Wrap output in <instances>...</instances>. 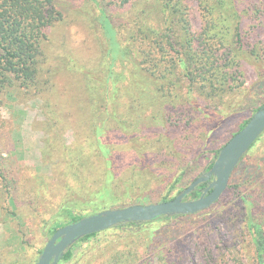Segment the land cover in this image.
Listing matches in <instances>:
<instances>
[{"label":"rangeland","instance_id":"obj_1","mask_svg":"<svg viewBox=\"0 0 264 264\" xmlns=\"http://www.w3.org/2000/svg\"><path fill=\"white\" fill-rule=\"evenodd\" d=\"M98 2L113 11L118 23L126 24L127 15L113 9L108 0H54L62 19L47 33L46 58L41 65L45 85L36 95L12 90L0 99V116L6 121L5 128L0 130V170L5 179L0 180V264L36 263L38 251L51 237L48 233L53 223L68 221L59 211L61 201L69 195L66 181L74 185L72 188L85 185V189L94 191L92 203L98 200L96 191L103 180L102 165L100 157L93 153L89 129L97 119L94 114L102 113L99 106L103 102L95 96V91H99L98 78L103 75L107 51L96 19ZM190 6L192 27L198 32L199 13L195 4ZM241 25L248 49L259 44L264 50V27L255 16L243 18ZM169 60L164 59L172 69L165 78L174 81L178 74ZM241 69L244 88L264 78V60L259 62L249 57L241 64ZM86 78L90 80L87 82ZM123 82L110 104L117 119L124 118L129 127L126 131L109 133L108 142L115 149L112 155L115 175L121 181L136 180V184L129 186L121 182L112 196L120 201L114 208L173 198L178 189L187 186L207 168L210 152L216 149L218 141L226 140L249 118L250 111L235 112L234 107L228 108L229 103L226 110L221 107L220 113L213 112L207 118L188 112L180 107L182 99L189 96L184 95L185 90L172 96L164 94V102L159 106L160 99L151 101L145 92L151 90L160 96L155 90L162 81L151 82L134 69ZM198 94L192 95L196 105L205 101ZM172 103L178 110L168 112L167 107ZM168 114L171 118H167ZM161 137L169 138L175 148V153L165 160L157 153H150L145 145ZM140 146L142 148L135 151ZM257 146L250 158L261 166L260 176L264 179V143ZM80 150L94 160L90 168L81 167L77 156ZM76 172L79 175L74 180L71 175ZM175 175H181V181L172 189L170 181ZM250 177V182L237 188L232 179L220 204L192 221L153 224L154 246L180 240L188 251V259L183 264L244 263L252 247L237 217L241 212L237 196L242 194L256 201L260 181L253 175ZM223 210L229 217L219 216ZM257 217L264 227V217ZM159 229L161 234L158 235ZM98 251L95 253L101 252L99 257H102L103 249ZM99 259L95 264L101 263Z\"/></svg>","mask_w":264,"mask_h":264},{"label":"trees","instance_id":"obj_2","mask_svg":"<svg viewBox=\"0 0 264 264\" xmlns=\"http://www.w3.org/2000/svg\"><path fill=\"white\" fill-rule=\"evenodd\" d=\"M108 1L113 9L123 11L124 16H127L124 17L126 24L123 25L118 23L117 17L108 6L101 5L100 2L96 4V19L107 51L104 54L106 62L103 75L98 78L99 91H95V96L100 97L103 102L99 106L102 113L94 114L97 119L93 120L94 123L92 122L89 129L93 139V153L101 159L103 180L96 191L98 200L94 204V191H88L89 189H85L86 186L81 184L72 188L74 185L66 181V192L69 195L66 200L61 201L59 211L65 214L68 221L54 222L49 229L50 236L67 224L118 205L120 201L112 196L119 190L121 182L129 186L136 184V180L121 181V178L115 175L112 160L115 149L108 142L109 133L126 131L127 126L129 127L127 120L121 117L117 119L110 103L131 69L140 72L142 77L151 82L162 81L155 90L160 96L151 90L145 92L151 101L153 98L157 101L160 99L159 106L164 102V94L172 96L185 90L184 95L189 96L182 99V106H179L205 118L213 112L220 113L221 107L226 110L228 103V108L234 107L235 112L250 111L249 118L236 132L226 140L218 141L216 149L210 152L209 165L202 174L211 168L219 150L246 125L252 114L264 105V78L244 88L241 69V64L249 57L259 62L264 60V50L259 44L250 50L246 46L241 25L242 19L251 15L264 27V0ZM191 3L196 5L201 20L198 32L192 27ZM61 19L62 15L56 9L54 0H0V99L12 90H21L25 95H36L40 92L46 83L42 78L41 65L46 58L47 33ZM166 57L170 59L172 68L178 74L177 80L165 78V74L171 73L172 70L164 61ZM88 80L90 79L86 78L87 82ZM151 93L154 95H150ZM194 94H198L205 101L194 104ZM167 110L171 112L178 108L172 103ZM136 113L139 114L140 111ZM167 118H171V114H168ZM5 125L6 121L0 116V130L5 128ZM261 143H264V133L241 158L229 180V184L232 179L236 181V188L250 182L251 175L260 181L259 192L254 197L257 198L255 202L250 200L251 197L247 198L242 194L237 196L238 204L241 205V212L237 217L242 221L252 247L245 262L241 264H264V227L260 222L261 218L257 217H264V179L260 176L261 166L250 158L252 150L258 148L257 145ZM145 145L149 147L150 153H157L163 160L175 153L173 142L167 137L149 140ZM140 148L142 147H137L135 151ZM77 156L81 167L87 165L90 168L94 163L90 155L84 156L81 150ZM69 164L73 165V162L69 160ZM70 169L73 170L72 167ZM78 175L76 172L71 178L76 180ZM180 177L181 175L174 176L170 181V188L174 189L180 183ZM0 180L5 181L1 170ZM229 184L219 200L210 208L220 204L230 189ZM187 186L178 189L173 198ZM206 186V183L199 185L186 200L199 198ZM255 191L256 189H252V192ZM7 194L10 195V191H7ZM83 206L86 207L82 209ZM207 210L195 215L160 217L146 223L121 224L107 231L88 235L78 240L58 264H95L99 258V264H183L188 259L185 245L180 240H173L171 243L154 246L156 233L153 224L192 221L195 217L207 213ZM228 215L225 210L219 214L224 218L229 217ZM158 231V235L161 234L160 229ZM102 249V257H99L101 252H95ZM41 251L42 249L38 251L39 255Z\"/></svg>","mask_w":264,"mask_h":264},{"label":"water","instance_id":"obj_3","mask_svg":"<svg viewBox=\"0 0 264 264\" xmlns=\"http://www.w3.org/2000/svg\"><path fill=\"white\" fill-rule=\"evenodd\" d=\"M263 133L264 105L253 113L246 125L219 150L211 168L196 177L175 198L154 204H134L107 209L67 224L53 233L35 264H58L78 240L121 224L146 223L160 217L195 215L207 210L225 192L241 158ZM203 183L207 186L200 197L186 200V197Z\"/></svg>","mask_w":264,"mask_h":264}]
</instances>
